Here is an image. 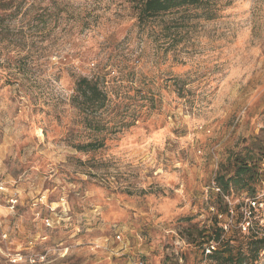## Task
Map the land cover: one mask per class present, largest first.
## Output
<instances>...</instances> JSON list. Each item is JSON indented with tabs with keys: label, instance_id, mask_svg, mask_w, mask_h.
<instances>
[{
	"label": "rangeland",
	"instance_id": "374dc122",
	"mask_svg": "<svg viewBox=\"0 0 264 264\" xmlns=\"http://www.w3.org/2000/svg\"><path fill=\"white\" fill-rule=\"evenodd\" d=\"M207 1L144 25L139 0L0 12V264H216V175L249 156L264 191V7ZM81 78L108 97L101 131L73 105Z\"/></svg>",
	"mask_w": 264,
	"mask_h": 264
},
{
	"label": "trees",
	"instance_id": "16d2710c",
	"mask_svg": "<svg viewBox=\"0 0 264 264\" xmlns=\"http://www.w3.org/2000/svg\"><path fill=\"white\" fill-rule=\"evenodd\" d=\"M139 3L137 19L141 25L180 8L195 7L204 9L208 5L207 0H139ZM9 8L10 0H0V12L4 13ZM72 102L74 107L83 115V121L89 129L101 131L105 128L101 114L106 108L108 97L96 82L87 78L77 80ZM75 147L80 151H91L98 148L92 143ZM234 161L233 175L226 177L217 174L215 177L216 185L226 195H231L230 193L233 190L239 193L246 192L250 197L256 196L255 187L261 181L260 168L252 162V158L249 156L236 157ZM221 211H225L224 206ZM213 235L215 239L219 238L220 232L217 228L214 229ZM210 237L212 238V236ZM263 247L264 237L252 234L248 238L247 254L241 251L232 254L227 245L222 250L208 256V259L216 264H252L256 261L258 252Z\"/></svg>",
	"mask_w": 264,
	"mask_h": 264
},
{
	"label": "built area",
	"instance_id": "2783aa9c",
	"mask_svg": "<svg viewBox=\"0 0 264 264\" xmlns=\"http://www.w3.org/2000/svg\"><path fill=\"white\" fill-rule=\"evenodd\" d=\"M212 190L221 197L225 211L212 208L215 227L219 230L220 236H214L201 245V252L205 258L214 252L221 250V239L229 232L236 230L248 238L253 235L264 237V191L254 197L245 195L241 199H234L224 194L221 189L212 183ZM13 206L15 200H10ZM136 264H144L139 261ZM252 264H264V247L258 252L255 262Z\"/></svg>",
	"mask_w": 264,
	"mask_h": 264
},
{
	"label": "snow or ice",
	"instance_id": "6c2138e0",
	"mask_svg": "<svg viewBox=\"0 0 264 264\" xmlns=\"http://www.w3.org/2000/svg\"><path fill=\"white\" fill-rule=\"evenodd\" d=\"M243 8H256L257 6L264 7V0H239Z\"/></svg>",
	"mask_w": 264,
	"mask_h": 264
}]
</instances>
